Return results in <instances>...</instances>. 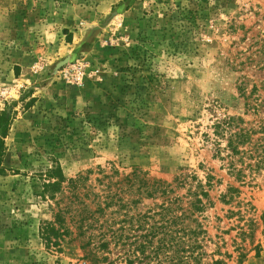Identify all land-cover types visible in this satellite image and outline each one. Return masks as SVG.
<instances>
[{"label": "rangeland", "instance_id": "obj_1", "mask_svg": "<svg viewBox=\"0 0 264 264\" xmlns=\"http://www.w3.org/2000/svg\"><path fill=\"white\" fill-rule=\"evenodd\" d=\"M262 82L264 0H0V264H94L103 238L98 264H126L162 205L187 208L209 175L194 216L206 252L264 264V173L236 180L213 134L226 115L256 118L242 90ZM56 164L82 180L52 198ZM135 168L167 193L148 197ZM60 208L70 233L48 242Z\"/></svg>", "mask_w": 264, "mask_h": 264}, {"label": "trees", "instance_id": "obj_2", "mask_svg": "<svg viewBox=\"0 0 264 264\" xmlns=\"http://www.w3.org/2000/svg\"><path fill=\"white\" fill-rule=\"evenodd\" d=\"M258 90L264 91V82L260 87L254 85L249 95L246 94L245 90H242L245 97V114L252 112L256 118L246 120L241 115H226L214 124L216 156L222 161H226L228 173L241 182L248 181L247 178L251 182L257 175L264 173V96L260 94L255 97L252 96ZM10 122L8 113L1 112L0 174L4 171L2 168L3 147ZM132 176H141V181L145 186L144 191L148 197L153 196L158 191H162L163 194L167 193L169 184L154 179L152 188H149L151 181L138 168L134 169ZM47 177L48 182H45L43 192H51L52 198H55L56 192L63 190L62 185L65 181H68L70 185H76L82 180V176L67 180L60 164L51 167L47 172ZM212 178L213 176L209 175L206 184L199 181L192 193L194 197L188 203L187 208L181 206L182 199L179 197L174 199L176 207L172 203L170 205L163 204L159 214L160 224L155 222L151 225L141 235V241H136L135 246L127 250L124 258L126 264H227L224 259H216L214 255L206 252L204 244L206 230L198 218H194L197 213H201L206 208L204 198L208 197V191L205 186H211ZM237 191L233 186H229L224 195V201L231 202ZM181 209L183 211H180ZM62 210V208L58 210L55 219V223L59 227H56L55 223L49 222L45 228L48 242L51 241L52 233L60 237L70 233ZM102 210L104 208H100L98 211L101 212ZM84 234L85 231H81L80 235ZM109 244L110 241L107 238L101 239L97 245L93 244L89 249L87 257L93 255L91 260L94 264L107 259L104 250L109 249ZM90 245H92L91 242L85 243L82 248L85 250ZM242 259L239 257V262Z\"/></svg>", "mask_w": 264, "mask_h": 264}]
</instances>
